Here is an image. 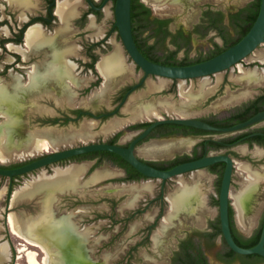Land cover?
<instances>
[{
  "label": "rangeland",
  "instance_id": "rangeland-1",
  "mask_svg": "<svg viewBox=\"0 0 264 264\" xmlns=\"http://www.w3.org/2000/svg\"><path fill=\"white\" fill-rule=\"evenodd\" d=\"M79 1L81 6V0ZM247 1L142 0L150 7L153 16L169 17L172 19L173 28L182 27L185 30L197 21L200 11L206 6L235 11ZM7 2L9 3L8 0ZM0 4L6 6L2 0ZM7 9L5 11L3 7L0 8V21H8V26L0 30V37H5L4 34L9 35L6 31L8 27L11 30L16 29L17 23L21 24L23 21L19 22L16 8ZM86 9V5L81 7L82 11ZM112 21L110 3L105 7L102 18L98 21L95 17H89L84 29L63 21V28L69 26L63 31L61 46L64 50L72 51L67 55V59L75 65V82L68 81L64 77L60 80L54 74L47 73L46 70L53 59V48H50L51 60H48V51L31 53V51H39V48L27 47L28 49L24 48L25 50L21 47L10 48L11 51H17L22 55L17 59L20 66H15L13 63L7 64L15 62L17 56L8 48L0 47V66L10 67L0 74V85L5 91V99L0 103V129L5 136L4 146L0 151V165L23 163L45 154L46 151L104 141L118 132H122L119 142L126 144L134 135L133 131L128 130V126L145 121V118L151 120L178 117L206 118L211 114H223L234 105L250 100L264 90V44H262L239 66L236 65L214 76L186 81L177 80L175 83L168 79L150 76L142 88L130 95L119 114L114 117L102 121L84 117L63 126L58 122H49L64 113L71 114L73 110L79 108L93 111L112 109L119 89L133 85L141 78L142 72L129 59L114 33L108 39V43L112 45V53L107 56L101 55L100 59L103 60L117 53L123 60L124 70L110 78L103 77L96 88L87 90L97 77L92 71L81 66L87 61L82 55V44L105 38ZM210 47L209 40L194 39L188 56L194 58L199 54L203 55ZM182 57L181 53L179 58ZM29 58L37 64L32 66V71L29 68L31 64ZM46 60L48 61L44 68L39 70L38 68ZM241 69L244 72H241ZM33 71L41 74L36 83L31 81L30 74ZM97 71L100 75L99 70ZM253 72L259 77L257 80L247 77V74ZM14 73H19L21 76V88L18 87L16 77L19 74ZM213 137L219 138L220 135ZM180 138L150 141L139 146L136 153L147 160L168 161L180 154H190L195 144L204 137H189L188 143ZM33 141L47 142L49 148L44 151L30 146L29 143ZM176 142L180 145L174 147L172 143ZM238 153L239 157H235L232 177L231 202L237 228L250 235L257 229L263 217L264 153L254 149L251 154L254 160L252 162L244 160V157H241L244 156L242 152ZM75 164L80 165L84 171L75 189L52 187L47 189L48 187L43 185L54 183L57 172ZM250 165L253 168H249ZM94 173L101 176V179L91 183ZM252 176L259 178L257 192L253 193V207L251 208L250 203L246 210L241 212L236 198ZM123 178L120 170L107 163L94 166L88 161H66L20 177L13 182L8 213L9 229L4 225L9 179L0 178V244L7 245L10 253V258L5 264H30L28 251L37 253V260L41 263L45 257L47 258L46 252L15 235L10 225V218L17 220L21 227L25 228L29 238L44 244L48 249L51 243L43 229L45 223L40 221L46 208H50L52 220L70 216L79 231L85 228L91 229L92 233L85 248L92 264H128L126 260L128 251L142 241L146 235V228L151 223H155L159 215L160 202L149 203V201L159 195L162 182L154 179L123 182ZM196 182L204 192L202 203L194 210L182 211L174 216L171 198L182 186L193 185ZM216 187V176L211 175L207 169L167 180L163 217L153 226L149 243L138 246L129 264H164L177 238L190 230L203 228L208 219L217 217L218 209L210 203L217 196ZM47 202L49 204L45 207ZM137 209H141V212L134 214ZM182 213L188 214L180 215ZM177 217L178 220H174ZM35 222L39 223L35 225ZM43 237L47 239L46 242L43 241ZM218 241L220 242V238ZM23 247L27 252L20 251ZM50 252L55 253L53 249H50ZM210 260L211 264H218L214 262L212 255Z\"/></svg>",
  "mask_w": 264,
  "mask_h": 264
},
{
  "label": "flooded vegetation",
  "instance_id": "flooded-vegetation-1",
  "mask_svg": "<svg viewBox=\"0 0 264 264\" xmlns=\"http://www.w3.org/2000/svg\"><path fill=\"white\" fill-rule=\"evenodd\" d=\"M2 1L5 2L6 6L0 4V8L3 7V10H5V11L8 10L7 8H11V7L16 8V11H18L17 17L19 18V22H20V20H23L21 24L17 23L16 29L11 30L8 27V30H6V31L9 32V35L4 34L5 37H0V47L1 48H8V50H10V52H12L14 55L17 56L15 58V62L12 61L11 63H9L7 65H10L13 63L15 66H20V64H19L20 62L17 59H19V57L22 56L21 53H19L17 51H11L12 49H10L9 46L12 45V46L21 47L23 49L24 48L28 49L27 45H26V35H27L28 30L32 26H35V25H39L41 27V29L48 36V41H47V43H45L41 47H38V46L33 47V48H39L40 50L39 51H31V53L32 52L42 53V52L48 51V60L50 59V52H51L50 48H53V55H52L53 59H54L55 52L63 53V46H61V45H63V31L65 29H67V27L69 26L68 25L67 27L65 26L66 28L65 27L63 28V24H64L63 23V15L57 13L58 3L60 1H63V0H28V2L31 4L30 8H28V9H25L23 6L17 5L15 3L10 5V3L7 2V0H2ZM91 1L94 4V6L97 8L100 7L102 5V3L104 2V0H91ZM253 1H255V0H248L244 5L240 6L235 11H225V10H222L220 8H213L211 6H206L205 8H203L200 11V14H199L197 21H195V23H193L191 25V27H189L187 30H185L182 27L173 28L171 26L172 19L169 17L153 16L150 7H148L144 2H142V0H139L138 2L144 4L147 8L150 9V12H151L147 16V21L145 23L146 28L140 37V41L142 42V43L140 42L141 47L145 51V55L148 58L141 51L140 52L150 61H152V62L156 61L155 63L162 62L164 58L170 57V55L173 53L175 55L176 60H178V61H182L185 58L193 61V60L198 59L200 56H206V55H208V53H210L211 50L216 49L217 46L220 48L227 46V44H226L227 40H228L227 39V32L230 35L234 36L235 30H236L235 27L237 26V23H238V22L233 20V16L237 15L241 9L246 8ZM115 2H116V0H109L103 8L98 9V10H94L91 8V6L87 2V0H81V6H80V4L78 5V7L76 8V13L71 15L66 21H64L68 24L72 23L74 25V27H76V28L84 29L87 22H88L89 17H91V18L95 17L99 21L103 16V12H104L105 7L109 3L111 4L113 21L110 25L109 30L107 31L106 37L99 40V41H92V42H87V43L82 44V55L87 59V61L83 62L81 64V66H83V68L88 70V71H92L97 77V80L89 85V89H87L88 91L91 90L92 88H96L98 86L97 82L99 80L103 79V76L101 74L100 75L98 74L97 64L101 60L100 59L101 55L107 56L110 53H112L111 52L112 45H110L108 43V39L114 33H116L117 39L121 42L120 36L118 34V30L114 26V24H115V15H114ZM79 3H80V1H79ZM83 5H86V8H87L86 11L81 10V7ZM22 13L24 14L25 18L21 17ZM158 20H160V21L164 20L165 25L162 27H159L157 24ZM210 25L213 28H209ZM5 26H8V21L7 20L0 21V30H3ZM194 39H196L197 41L209 40L211 47L208 49V51L205 54H203V55L199 54L194 58H190L188 55H189L190 51L192 50V45H193ZM121 44H122V42H121ZM51 46H53V47H51ZM55 46H57L59 48H56ZM13 50H15V49H13ZM125 52H126V50H125ZM181 53L183 54V57L179 58V55ZM51 54H52V52H51ZM126 54H127V52H126ZM127 56H128V54H127ZM94 57H97V61L94 63V70H93L88 65L93 63ZM161 58H163V59H161ZM53 59H52V61H53ZM129 59H130V57H129ZM30 60H31V64H29V68L31 69L30 71H32L33 70L32 66L37 65V64H34L32 58ZM48 60H46L42 66H40V67L38 66L39 67L38 69L42 70ZM23 61H25V60H23ZM52 61L50 62V64L52 63ZM50 64H49V66H50ZM239 64H238V66H239ZM6 68L9 69L10 67L0 66V74H3V72ZM136 68L138 70H140L137 66H136ZM14 74H19V73H14ZM39 74L40 73H38V75ZM153 77H155V76H153ZM118 78H120V77H118ZM59 79L63 80V77H59ZM142 79H143V74L137 83H135L133 85H126V86H123L122 88H120L119 91L117 92V94L115 95V99H114L115 103H114L112 109L106 108V109L93 111L92 109L79 108V109L73 110L71 112V114L64 113L63 115H61L57 119L50 120L49 122H58V124H62V126H63L69 122H76V121H78L84 117H88L90 119H94L97 121H102V120H105L107 118L114 117L117 114H119L121 108L124 106V105L121 106V103L123 102L124 97L128 94V92L130 90H132V88L135 85L140 83L142 81ZM147 79H148V77H147ZM146 80H145V82H146ZM171 81L175 83L177 80H171ZM52 82H55V81L52 80ZM145 82L141 86H139L136 90L142 88L144 86ZM50 84H51V82H50ZM59 88H61V87H59ZM136 90H134L133 92H135ZM133 92H131L128 95V98L130 97V95ZM33 93L35 94L36 91ZM261 94H264V90H262L260 93H258L256 96H254L252 99L241 102L237 105H234L233 107H231L230 109L225 111L223 114H211L206 118H197V119H201V120L208 119L211 121L213 120L212 119L213 117H218V119H225V118L229 117L231 115V113H234L236 111V110L235 111H232V110H234L237 107H240L242 104H244L246 102L254 100L256 97L260 96ZM128 98H127V100H128ZM127 100H126V102H127ZM262 104L263 103L260 102L256 106H249V107L241 108V110L245 109L248 112V116H247L245 121L249 120L251 117H253L257 113L264 111V108L261 107ZM153 121H155V120L145 118V121H141L140 123H133L132 125H129L128 130L133 131L134 133L137 131H143ZM245 121H242V122H245ZM242 122H239V123H242ZM146 123H150V124L147 126L141 125V124H146ZM239 123H237V124H239ZM237 124H235V125H237ZM167 125H172V124H164V125L156 127L154 130H152V132L149 134V136L147 138H145L141 142L137 143L136 148H135V154L137 155L136 149L139 146H141L145 143H148L150 141H163L166 139H173V138H177V137L187 139L189 137L202 136L204 138L200 142L195 144V146L193 147L190 154H180V155H177L173 159L168 160V161H151V160L141 158L137 155V157L139 159H141L144 162H148V163H154V162H162V163L168 162L169 163L171 161L177 160L178 158L184 159L185 156L193 157V155L195 153L196 146L198 144H200L201 142H204V141H205V145L203 147L199 148V151L203 155V157L209 156V155H227V156H230L234 160V168H235V157H239L238 152H242L241 154H243L244 156H241V157H244V160L251 161V162L254 161V160H252V155H251L252 152L254 151V149H256V150L259 149L262 151V154L264 153V120L261 122L255 123L251 126H248L245 129L238 131V132L218 133V132L208 131L209 133L205 134V135H193V134L185 135V134H182V132H177L175 127L167 126ZM232 126H234V125H232ZM232 126H223V127H232ZM216 127H220V126H216ZM117 134H121V135L117 139H115V136ZM215 135H220V137L214 138L213 136H215ZM121 136H122V132H118V133L112 135L107 140L99 141V142H92V143H107V144H113V145H120L123 147H128L130 142L134 138V135H133L128 143L121 144L119 142V139L121 138ZM172 144H174L173 145L174 147H176L177 145H180V144H178V142L172 143ZM183 146H186V145H183ZM76 159H79V158L71 159V161H77ZM80 161H88V162H91L94 166H98L100 158L99 157L87 158V159L80 160ZM104 163H107V164L117 168L118 170H120L122 172L123 177H124L122 179L123 182H136V181L125 180L128 176L125 169L114 164L112 162V160H110L109 158H106V157L103 158L102 163H100V164H104ZM10 166L11 165H7V166L0 165V168L9 169ZM164 167H166V165ZM248 167L253 168L251 165ZM206 169L208 170V172L211 175L216 176V179L218 181L220 173L222 171L224 172L225 164L224 163H216L212 166H209ZM0 178H3V177H0ZM15 180H16V178L13 179L12 183L9 181V186L12 184V189L14 186L13 182ZM9 186H8V188H9ZM12 189H11V191H12ZM219 191H220V187L218 188V186H217L216 187L217 196H216V198L212 199L210 202L215 207H217V209L219 208V198H218L219 197ZM254 194L252 195V198H251V208L253 207L252 203L254 200ZM164 195H165V184L164 185L161 184L159 195L157 197H155L154 199H151L149 201V203L158 202V201L160 202L159 215L157 216L155 223H151L150 225H148V228H146V235L144 236L142 241H140L137 245L134 246L135 248L132 252L136 251V249L138 248L139 245L146 244L147 238L150 241V232L152 231V227L155 226V224L158 222V219H162V217H163V215H162L163 211L162 210H164V200H165ZM216 201H218V204H216ZM8 202L10 203L9 197H7L6 206H7ZM204 203H205V201H204ZM229 203H230V205H229L230 228H231V222H232L234 230L237 232V234L239 235L240 238L248 239V238L254 236L256 231L258 230L262 220L260 221V224L257 227V229L255 231H253V233H251L250 235H246L245 233H243L242 231H240L237 228L235 218H234V214H231V212H230L232 210L234 212V208H233V204L231 202V198L229 199ZM6 206H5V209H6ZM198 209H199V207L197 208V210ZM197 210H195V211H197ZM195 211H193V213ZM139 212H141V209H137L134 214H137ZM8 213H9V208H8L7 212L5 210V216H4V225L6 228L8 227V229H9ZM189 213H192V212H189ZM183 214H188V213H182L180 215H183ZM262 214H263L262 215L263 216L262 219H263L264 218V207H263V213ZM64 217H66V216H63V219H64ZM174 220H178V217L175 218ZM218 221L220 224L219 213H218L217 217H215L214 219H208L206 221V225L203 228L190 230L187 233H185L183 236L177 238L173 249L170 251L169 257L164 264H211L210 255L213 256L214 262L218 263V264H235V263H237V264H252L255 261V259H250L246 263H244L241 259H237L233 256H228L230 248L226 244V242L222 236V232H221V234H218L215 236V233L217 232V230L215 229V225L218 224ZM220 229H221V226H220ZM231 232H232V228H231ZM47 235H49L48 238L50 240L51 239L50 234L47 233ZM232 236H233V234H232ZM218 238H220V242L218 241ZM187 258H189V260L185 261L184 259H187ZM5 262H7V261H5ZM5 262L2 264H5ZM258 264H260V263H258Z\"/></svg>",
  "mask_w": 264,
  "mask_h": 264
},
{
  "label": "water",
  "instance_id": "water-1",
  "mask_svg": "<svg viewBox=\"0 0 264 264\" xmlns=\"http://www.w3.org/2000/svg\"><path fill=\"white\" fill-rule=\"evenodd\" d=\"M109 0H104L100 7H95L91 0H87L92 9L98 10L103 8ZM131 2L132 0H116L115 2V24L118 30L122 45L128 56L135 66L143 74V79L135 85L132 90L124 97L121 106L126 102L128 95L141 86L147 77L155 76L168 80H194L203 79L216 75L233 68L249 57L260 45L264 44V0H261L259 13L253 25L246 35L235 45L229 47L219 55L203 62L185 65L172 66L164 65L150 61L138 49L133 36L132 19H131ZM120 106V107H121ZM264 120V111L257 113L249 120L234 125L232 127H216L197 118H160L153 121L145 130L134 133V138L128 147L113 145L107 143H88L62 150L46 151L38 157L28 160L27 163L15 168H0V177L9 179L12 183L16 177H24L36 171L46 169L50 166L57 165L66 161H71L75 157L94 153V152H111L138 171L142 176L149 180H160L164 185L167 180L189 174L195 171L203 170L216 163H224L220 191H219V220L222 236L229 248L239 255H258L264 258V224L261 229L258 243L250 248L240 247L234 240L229 221V199L231 198V184L234 172V160L227 155H209L196 160L180 163L170 169L161 170L142 161L135 154L137 143L149 136L156 127L164 124H175L191 127L203 131H213L218 133H234L245 129L255 123ZM78 165V164H75ZM12 184L9 186L8 197L11 199ZM9 208V202L6 206V212ZM16 257H14L15 259Z\"/></svg>",
  "mask_w": 264,
  "mask_h": 264
},
{
  "label": "bare ground",
  "instance_id": "bare-ground-1",
  "mask_svg": "<svg viewBox=\"0 0 264 264\" xmlns=\"http://www.w3.org/2000/svg\"><path fill=\"white\" fill-rule=\"evenodd\" d=\"M8 1L10 4L15 3L17 5H21L25 9H28L31 6L28 0ZM79 4V0L60 1L57 7V13L63 15V20L66 21L71 15L76 13V8ZM21 17L25 18L23 13L21 14ZM47 41L48 36L39 25L32 26L28 30L26 35L27 47H41L45 43H47ZM9 47L14 48L17 46L10 45ZM66 59L63 53L55 52L54 59L48 67L47 73H52L57 77H64L68 81L75 82V65ZM97 68L103 77L110 78L112 75H115L118 72H122L124 70L123 60L117 53H113L110 57L104 58L103 60L99 61V63L97 64ZM241 72L244 71L241 69ZM255 74V72L247 74V77L252 80H257L259 77ZM40 75L41 74L38 75L36 71H33L30 74L31 81L33 83H36L40 79ZM17 80L18 87L21 88L22 83L20 75H17ZM4 99L5 91L3 86L0 85V103ZM13 107L16 108V105L13 104ZM4 137L5 136L3 135L2 129H0V151L4 146ZM29 145L37 147L38 149L44 151L49 148V144L42 141H33L29 143ZM83 172V168L80 165H73L64 171L57 172L55 175L54 183L50 182V185H43L47 186V189L51 187L57 189H75L79 184ZM100 179L101 176L95 174L91 178V183H96ZM258 183L259 178L257 176H252V178L247 182V184H245L244 188L237 196L236 200L241 212L246 210V208L250 205L252 195L257 190ZM14 198H16V196ZM203 198V189L197 182L193 185L182 186L181 189L171 198V209L174 216L182 211L194 210L198 204L202 203ZM48 204L49 202L45 204V207H47ZM42 216V220L40 221L45 223L43 229L46 233H49L51 237V245H48V249L44 244L32 238H29L25 233V228L21 227L17 220L10 218L11 229L15 235L25 240L28 244L34 245L40 248L42 251L46 252L47 258L45 257L43 259V263H41L37 260V253L29 251L27 252L25 247L21 248L20 251L27 252L30 264H92V260L88 258V254L85 248V244L87 243V240L92 233L90 228H85L84 230L79 231L70 216H66L64 217V219L61 218L52 220L50 216V208H46ZM39 222H35V225ZM43 238V241L46 242L47 239H45V237ZM50 249H53L55 253L51 254ZM9 255L10 253L7 245L0 244V264L8 261L10 257Z\"/></svg>",
  "mask_w": 264,
  "mask_h": 264
},
{
  "label": "trees",
  "instance_id": "trees-1",
  "mask_svg": "<svg viewBox=\"0 0 264 264\" xmlns=\"http://www.w3.org/2000/svg\"><path fill=\"white\" fill-rule=\"evenodd\" d=\"M139 0H132L131 2V19H132V30H133V36H134V40L139 48V50L145 55V51L143 50V48L141 47L140 44V37L141 34L144 32L145 28H146V21H147V16L151 13L150 9L147 8L144 4L139 3ZM260 4H261V0H255L252 3H250L246 8H243L239 11V13L237 15L233 16V20L238 22L237 26L235 27V35L232 36L227 32V46L225 47H218L214 50H211L210 53H208V55L206 56H200L198 59L196 60H188L187 58H185L182 61H178L175 58L174 53L170 55V57L167 58H161L163 59L162 62H157L160 64H164V65H172V66H184V65H190V64H194V63H199V62H203L206 61L208 59H211L217 55H219L220 53L224 52L226 49H228L229 47L235 45L237 42H239L245 35L246 33L249 31V29L251 28V26L253 25L254 21L257 18V15L259 13V9H260ZM157 24L159 27H162L165 25V21L164 20H158ZM209 28H213L211 25ZM142 43V42H141ZM146 56V55H145ZM147 57V56H146ZM148 58V57H147ZM97 61V57L93 58V63L89 64L88 66L91 67L94 70V63ZM156 62V61H155ZM101 82V80H99L97 82V85H99ZM260 102H262L263 104L261 105L262 108H264V94H261L260 96L256 97L254 100H251L249 102H246L244 104H242L240 107L235 108L232 111H235L234 113H231V115L225 119H218V117H213L212 121L208 120V119H203L204 121L208 122L211 125L214 126H232L235 125L239 122L245 121L247 116H248V112L247 110H241V108L244 107H249V106H256L258 105ZM150 123H146V124H141L142 126H147ZM167 126H173L176 128L177 132H182V134H193V135H205L208 134V131H203V130H199V129H195V128H191V127H186V126H181V125H167ZM121 134H117L115 136V139H117ZM205 145V141L201 142L200 144H198L195 148V153L193 155V157L190 156H185L184 159L178 158L175 161H171V162H167V163H162V162H154V163H148L151 166H154L155 168L161 169V170H167L170 169L180 163L183 162H188V161H192V160H196L199 159L201 157H203V155L200 153L199 148L203 147ZM95 157H99L100 161L99 164L102 163L103 158H109L110 160H112V162L122 168L125 169V171L127 172L128 176L125 180L128 181H140L143 179H146L144 176H142L138 171H136L132 166H130L125 160H123L121 157H119L118 155L111 153V152H94V153H88V154H84L75 158H79L76 159L77 161L80 160H84L87 158H95ZM181 159V160H180ZM26 162L23 163H18V164H13L10 166V168H15V167H19ZM166 165V167H164ZM222 176H223V171L220 173L219 179L217 181V186L218 188L220 187L221 184V180H222ZM4 178V177H3ZM20 177H16V179H19ZM216 204H218V201H216ZM231 214H234L233 210L230 211ZM264 224V218L262 219V222L258 228V230L256 231L255 235L245 239V238H240L239 235L237 234V232L234 230L233 224L231 222V228H232V234H233V238L235 240V242L243 248H250L255 246L260 238V233H261V229L262 226ZM153 229V227H152ZM215 229L217 230V232L215 233V236L218 234H221V229H220V224L218 221V224L215 225ZM146 243H149V239L147 238ZM135 247H132L129 251H128V255L126 257V260L128 261V264L130 263V260L132 258V251L134 250ZM228 256H233L237 259H241L244 263H246L248 260L250 259H255V261L252 264H258V263H264V258L258 255H239L236 254L235 252H233L231 249H229V253ZM190 258V257H189ZM189 258L184 259L185 261H188Z\"/></svg>",
  "mask_w": 264,
  "mask_h": 264
},
{
  "label": "crops",
  "instance_id": "crops-1",
  "mask_svg": "<svg viewBox=\"0 0 264 264\" xmlns=\"http://www.w3.org/2000/svg\"><path fill=\"white\" fill-rule=\"evenodd\" d=\"M63 21H64V20H63ZM70 52H72V51H70V50H64V49H63V54H64V56H65V59L67 58V55H68ZM66 60H68V59H66ZM180 139H183V140L185 141V143H188V140H187V139H185V138H180Z\"/></svg>",
  "mask_w": 264,
  "mask_h": 264
}]
</instances>
